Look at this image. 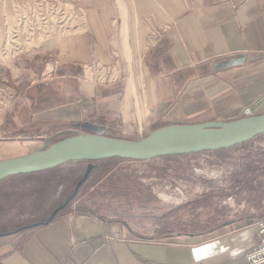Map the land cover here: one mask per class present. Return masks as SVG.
Segmentation results:
<instances>
[{
    "label": "crops",
    "instance_id": "0c3cea01",
    "mask_svg": "<svg viewBox=\"0 0 264 264\" xmlns=\"http://www.w3.org/2000/svg\"><path fill=\"white\" fill-rule=\"evenodd\" d=\"M24 1H0V31ZM70 1L82 10L80 31L0 62V94L13 95L5 154L42 149L18 138L45 143L56 124L137 140L156 124L264 110V0H127L126 41L117 0ZM50 217L4 240L0 264H249L260 239L254 222L200 241H147L83 210Z\"/></svg>",
    "mask_w": 264,
    "mask_h": 264
},
{
    "label": "rangeland",
    "instance_id": "374dc122",
    "mask_svg": "<svg viewBox=\"0 0 264 264\" xmlns=\"http://www.w3.org/2000/svg\"><path fill=\"white\" fill-rule=\"evenodd\" d=\"M117 1L126 41L129 39L126 35L130 30L128 25L132 24L129 5L127 0ZM33 2H18L14 17H7L6 27L0 31V62L36 47L49 36L67 35L82 29V10L72 1L49 0V10L42 9L46 16H42L38 5H34V14L31 12ZM27 24H32L31 31L24 29ZM11 25L18 33L15 38L11 35L14 40L6 44ZM132 56L129 53L130 61ZM11 94H0L1 141L10 140L7 138L11 136L2 128V118L9 113L5 108L9 107L6 99L11 102ZM81 131L83 128L77 126L56 124L47 131L51 134L45 143L38 137L17 138L35 139L39 141L37 145L45 148ZM15 152L5 154L1 148L0 159L15 156L18 154ZM89 166L92 170L77 195L58 214L81 210L93 213L116 224L128 238L200 241L249 222L258 227L259 219L264 217L263 133L217 150L140 160L73 159L48 170L9 176L0 181V244L4 240L12 244L19 232H24L18 230L20 227L46 220L73 193ZM259 235L261 239L260 232Z\"/></svg>",
    "mask_w": 264,
    "mask_h": 264
},
{
    "label": "water",
    "instance_id": "95a60500",
    "mask_svg": "<svg viewBox=\"0 0 264 264\" xmlns=\"http://www.w3.org/2000/svg\"><path fill=\"white\" fill-rule=\"evenodd\" d=\"M264 133V112L230 121L170 123L153 129L141 139H127L98 133L64 137L36 152L0 159V181L58 167L73 159H151L158 156L217 150L239 144ZM92 166L73 193L51 214V220L77 195ZM35 225V224H34ZM33 225L20 227L18 230ZM17 230V231H18Z\"/></svg>",
    "mask_w": 264,
    "mask_h": 264
},
{
    "label": "built area",
    "instance_id": "2783aa9c",
    "mask_svg": "<svg viewBox=\"0 0 264 264\" xmlns=\"http://www.w3.org/2000/svg\"><path fill=\"white\" fill-rule=\"evenodd\" d=\"M37 1L49 2V0H34V2L30 4V10L33 14L35 12L34 3ZM258 230L261 234V239L259 243L247 253L249 264H264V217L258 221Z\"/></svg>",
    "mask_w": 264,
    "mask_h": 264
},
{
    "label": "bare ground",
    "instance_id": "6f19581e",
    "mask_svg": "<svg viewBox=\"0 0 264 264\" xmlns=\"http://www.w3.org/2000/svg\"><path fill=\"white\" fill-rule=\"evenodd\" d=\"M34 5H38V9L41 11V13L43 14L42 16H46V13H43L42 12V9L44 10V8L46 7L47 8V10H49V7H47L48 5H49V2H43V1H37V2H35V4ZM42 5H44V6H42ZM17 21H19V20H17ZM26 26V27H25ZM28 26V27H27ZM31 26H32V24H27V25H24V29L25 30H27V31H31L32 30V28H31ZM11 29H12V31H10V33L8 32V38H7V40H6V44H9L8 42H10L11 40H14V39H11V35H12V37L13 38H15V35H17V31L12 27V25H11ZM35 37V36H34ZM33 37V38H34ZM32 38V39H33ZM0 41H1V39H0Z\"/></svg>",
    "mask_w": 264,
    "mask_h": 264
},
{
    "label": "trees",
    "instance_id": "16d2710c",
    "mask_svg": "<svg viewBox=\"0 0 264 264\" xmlns=\"http://www.w3.org/2000/svg\"><path fill=\"white\" fill-rule=\"evenodd\" d=\"M163 125H167V123L156 124L155 127H154V129H156V128H158V127H161V126H163ZM106 159H113V158H106ZM106 159H98V160L90 159V160H92V161H99V160L102 161V160H106ZM30 228H32V227H30ZM30 228L23 229L22 231H27V230H29Z\"/></svg>",
    "mask_w": 264,
    "mask_h": 264
}]
</instances>
